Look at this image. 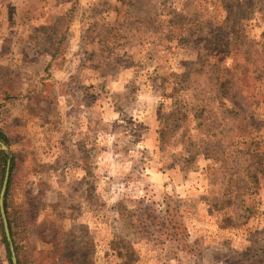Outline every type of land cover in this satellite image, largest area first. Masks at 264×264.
Returning <instances> with one entry per match:
<instances>
[{"label": "rangeland", "instance_id": "obj_1", "mask_svg": "<svg viewBox=\"0 0 264 264\" xmlns=\"http://www.w3.org/2000/svg\"><path fill=\"white\" fill-rule=\"evenodd\" d=\"M0 133L17 264H264V0H0Z\"/></svg>", "mask_w": 264, "mask_h": 264}, {"label": "trees", "instance_id": "obj_2", "mask_svg": "<svg viewBox=\"0 0 264 264\" xmlns=\"http://www.w3.org/2000/svg\"><path fill=\"white\" fill-rule=\"evenodd\" d=\"M52 39L54 40V42L57 40V38L55 36H52ZM45 44H47V42H45ZM48 48L45 49V48H43L42 45H39V47H37L35 49V51H36V53H41L45 50L49 51L51 49V48H49V49ZM189 75H190L189 71L186 70L183 73V75L180 77L181 82H185L188 79ZM0 140L7 145V140L5 139V136L2 133H0ZM5 169H6V155H5L4 151L0 150V189L2 186V178L4 177ZM12 169H13V162L11 161L10 167H9L8 183H7L6 191L4 194L3 206H4V211H5V215H6L7 222H8V229L10 232V237L13 240L11 221L9 220V214H8V208L9 207H8V203H7ZM169 215H170V217H167L166 219L154 218L151 226H154V228L156 229L155 231L157 233H159V235H162V234H165L166 232H169L170 233L169 236L174 238L173 239L174 242L181 243V238L186 239L185 237L187 236L185 234L186 230L184 228V225H183L182 221L180 220V217L177 216V211L170 212ZM168 219H170L169 222H168ZM139 221H140L139 222V228L141 229V232L142 233L149 232L148 222L142 217L139 218ZM2 245H4V247L6 249L8 264H11L10 259H9V255H8V245H7V242L5 240L4 235H3ZM14 250L16 253V257H17V249L15 246H14ZM17 260H18V258H17Z\"/></svg>", "mask_w": 264, "mask_h": 264}, {"label": "water", "instance_id": "obj_3", "mask_svg": "<svg viewBox=\"0 0 264 264\" xmlns=\"http://www.w3.org/2000/svg\"><path fill=\"white\" fill-rule=\"evenodd\" d=\"M0 147L2 148V150L5 153L8 152L7 146L4 145L1 142H0ZM9 167H10V162H9V160H7L6 169H5L3 182H2V187H1V190H0V217H1V220H2L5 240H6L7 245H8V250H9L11 264H17V257H16V253H15V250H14V246H13L11 237H10V232H9V229H8V222H7V219H6L4 206H3L4 194H5V191H6V187H7V183H8V177H9Z\"/></svg>", "mask_w": 264, "mask_h": 264}]
</instances>
